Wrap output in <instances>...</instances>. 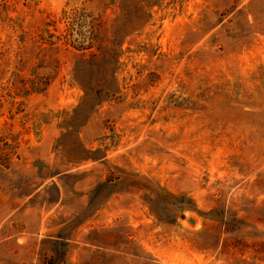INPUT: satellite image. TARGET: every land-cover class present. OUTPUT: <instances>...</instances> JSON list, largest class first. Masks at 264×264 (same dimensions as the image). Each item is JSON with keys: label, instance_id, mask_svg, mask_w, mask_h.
Wrapping results in <instances>:
<instances>
[{"label": "rangeland", "instance_id": "obj_1", "mask_svg": "<svg viewBox=\"0 0 264 264\" xmlns=\"http://www.w3.org/2000/svg\"><path fill=\"white\" fill-rule=\"evenodd\" d=\"M17 46L49 86L7 121L0 264H264V0H0Z\"/></svg>", "mask_w": 264, "mask_h": 264}, {"label": "trees", "instance_id": "obj_2", "mask_svg": "<svg viewBox=\"0 0 264 264\" xmlns=\"http://www.w3.org/2000/svg\"><path fill=\"white\" fill-rule=\"evenodd\" d=\"M22 43V40H20ZM42 44L52 45L51 41H42ZM14 59L10 62L6 52L0 49V166L8 168L19 158V133L11 130L7 121L26 117V102L36 95L43 94L49 86L47 77L26 75L22 71L21 46H17ZM37 65L35 68H39ZM7 126V127H6Z\"/></svg>", "mask_w": 264, "mask_h": 264}]
</instances>
